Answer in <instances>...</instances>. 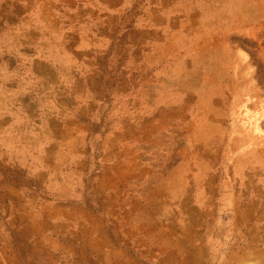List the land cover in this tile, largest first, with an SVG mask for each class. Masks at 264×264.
Wrapping results in <instances>:
<instances>
[{"label": "rangeland", "instance_id": "1", "mask_svg": "<svg viewBox=\"0 0 264 264\" xmlns=\"http://www.w3.org/2000/svg\"><path fill=\"white\" fill-rule=\"evenodd\" d=\"M0 264H264V0H0Z\"/></svg>", "mask_w": 264, "mask_h": 264}, {"label": "bare ground", "instance_id": "2", "mask_svg": "<svg viewBox=\"0 0 264 264\" xmlns=\"http://www.w3.org/2000/svg\"><path fill=\"white\" fill-rule=\"evenodd\" d=\"M244 112L242 114H240L239 116H237V118L241 119V124L242 126H247L249 128H252L254 130V133H260L262 131V127H261V119L259 118L260 115H258V117H256L257 113H255L254 115L250 116L249 112L250 110L247 107H243Z\"/></svg>", "mask_w": 264, "mask_h": 264}]
</instances>
